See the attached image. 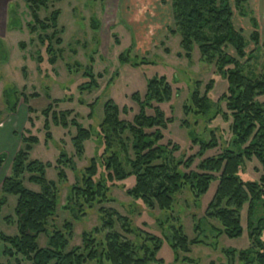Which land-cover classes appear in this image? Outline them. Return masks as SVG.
<instances>
[{"label":"rangeland","instance_id":"374dc122","mask_svg":"<svg viewBox=\"0 0 264 264\" xmlns=\"http://www.w3.org/2000/svg\"><path fill=\"white\" fill-rule=\"evenodd\" d=\"M11 1L9 10L17 13L22 30L4 32V20H0L1 32L5 33L2 35L0 32V66L4 65L5 61L9 65L6 69L0 68V123L11 117L5 106L4 90L10 86L15 87L19 97V112L12 115L14 120L11 125L16 130L15 137L21 143L20 149L23 147L21 136L38 138L39 143L30 152L31 162L51 163L52 168L46 170V180L54 182L57 186L58 206L54 220L49 222V229H62L65 221L73 224L67 251L82 247L84 234L101 227V215L98 210L105 208L113 209L128 219V227L134 232L127 238L138 246L144 243V238L141 240L142 235L137 234L138 232H146L150 237L161 239L158 257L164 264H240L239 253L251 247L247 233L248 207L245 206L241 211V238L217 236L216 231L221 228V224L207 218L208 207L218 186L217 180L211 183L207 193L200 198L188 188L184 189L175 197L173 209L169 212L161 211L157 207L150 209L142 201L128 196L127 190L135 186L134 177L118 184L107 182L109 192L106 197L108 196L107 199L112 200L111 202L85 209L86 216L82 219L77 220L69 213L68 199L71 189L81 182V175L91 161L96 159L98 165L96 180L101 177L103 179L108 174L104 166L108 155L103 154V137L100 132L105 103L113 101L121 111L125 109L120 119L132 122L139 113V106L132 96L138 94L144 99L149 81L155 78H166L173 91L172 100L160 106L166 120L173 121L161 131L164 135L161 144H170L169 151L177 147V150L172 152L176 163L187 161L200 149V144H192L190 133L200 141L208 143L214 140L217 144L206 153L205 158L216 157L227 149L238 152L231 130L232 119L226 101L222 100V96L227 92L228 82L219 73L215 63L209 64L201 57L197 46L194 47L189 60L184 58L180 36L171 37L169 34V29L173 28L171 0H115L113 6H110V0H61L52 4L48 12H40V17L45 19L53 11L60 10L58 30L63 28L65 33L61 36L63 44L60 47L55 45V40L52 43L55 55L58 53L55 65H50V56L38 40L39 36L44 39L51 36L53 31L31 35L26 27L31 18L24 3L20 0ZM245 9L247 18H242L234 10L233 24L248 44L247 54L255 53L254 60L248 65V71L258 74L264 65V0H248ZM93 18L100 23L97 32L92 28ZM251 20L258 24V47L250 40L254 32ZM21 43L26 45L25 50H20ZM225 52L242 65L245 64L246 60H240L231 48ZM22 54L26 60L23 68L27 76L25 82L24 73L17 68ZM121 55H124V58L127 56L128 60L123 61ZM39 56L42 57V64L37 61ZM89 68H92L99 88L82 94L79 88L91 80L84 76ZM211 81H214L212 90L207 94L210 108L204 115L193 104L192 96L198 92L199 97L203 98ZM34 94L38 97L33 98ZM23 95L28 98V105L22 102ZM54 101H61L58 106L53 107L56 113L73 111L70 113V120L75 117L81 126L93 132L92 139L84 143V152L80 157L77 156L72 143L77 134L75 127L62 128L54 125V112L50 111L49 129H45L46 118L42 113ZM260 101L263 102L264 98ZM29 108L32 109L31 114ZM147 114L154 115L152 111H147ZM48 133L51 134V139H48ZM62 155L66 156L65 163L71 161L61 167L66 175L63 181L55 168L56 163L62 160ZM129 156L133 158L131 151ZM14 158H11L12 161L7 158L6 164L0 168V199L3 196L2 181L11 175ZM199 162L196 158L192 171H197ZM183 167L181 170L185 172L187 169ZM260 171L259 163L253 160L244 165L239 176L245 182H258L262 175ZM29 177V174H25L24 187L39 193L40 187L29 183ZM6 200V204L0 209V236L13 238L19 234L16 222L8 224L5 219L13 217L16 221L18 198L7 195ZM260 215H264L262 207ZM180 227L190 241L198 239L206 243L193 246L191 253L187 255L179 254L180 261L186 257L193 263L177 262L170 247L174 230ZM115 230L122 232L120 223L116 220ZM101 233L99 232L100 236L92 233L98 243L104 240V234L107 232ZM38 243L41 248H45L47 237L41 235ZM4 248L5 244L0 241V250L3 251ZM230 250L235 251L232 263L226 255V251ZM0 264H16V261L1 255ZM20 264L30 263L25 261Z\"/></svg>","mask_w":264,"mask_h":264},{"label":"trees","instance_id":"16d2710c","mask_svg":"<svg viewBox=\"0 0 264 264\" xmlns=\"http://www.w3.org/2000/svg\"><path fill=\"white\" fill-rule=\"evenodd\" d=\"M20 1L24 3L31 18L26 26L31 35L53 31L51 36L45 39L39 36L38 40L50 56V65H55L58 53L55 55L52 43L55 40V45L60 47L63 44L61 36L65 33L63 28L58 30L60 10L53 11L45 19H41L40 12H48L52 4L61 0ZM247 2L248 0H171L173 28L169 29L171 37L180 36L184 58L189 60L194 47L197 46L201 57L209 64L215 63L219 73L227 80L228 89L222 100L226 101L232 119L231 130L238 152L227 149L216 157L205 158L206 153L217 144L214 140L208 143L200 141L190 133L192 144H200V149L187 161L176 163L172 152L176 151L177 147L169 151L170 144H161L164 139L161 131L173 121L166 120L160 106L172 100L173 91L166 78H155L149 81L144 99L138 94L132 96L139 106V113L132 122L120 119L125 109L121 111L113 101L105 103L100 132L103 137V154L108 155L104 165L108 174L103 179L101 177L100 180H96L98 175L96 159H93L82 173L79 180L81 182L71 189L68 199L69 213L75 219L85 218L86 210L112 201L106 197L109 192L107 182L118 184L134 177L135 186L128 189L126 194L134 200L142 201L150 209L157 207L161 211L169 212L173 209L175 197L184 189L188 188L200 198L207 193L211 183L217 180L216 193L207 210V218L221 224V228L216 231L217 236L241 238L243 235L241 211L247 206V233L251 247L239 253V263L264 264V215L259 216L261 207L264 212V101H260L264 98V65L258 74L248 71V65L254 60L255 53L247 54L248 44L233 24L234 10L242 18L248 17L245 9ZM251 25L254 32L250 40L258 47L260 46L258 24L251 20ZM92 28L96 32L100 29V23L96 18L92 19ZM8 30H22L17 13L10 10ZM25 46L21 43L20 50H25ZM229 48L240 60L245 59V64L242 65L227 55L225 51ZM120 58H124V55ZM124 60H128L127 56ZM37 61L42 64V57L39 56ZM88 70L84 76L91 80L79 88L82 94L99 88L92 68ZM98 77L102 78L101 75ZM213 82L206 87L207 93L203 98L199 97L198 92L192 96L193 104L204 115L210 108L207 94L212 90ZM32 97L37 98L38 95L34 94ZM3 98L9 115L16 114L19 97L15 87H7ZM21 100L25 105L29 104L26 96L23 95ZM60 103L61 101H54L43 111L42 115L46 118L45 129L47 131L49 129L50 111L54 112L52 116L54 125L62 128L75 127L77 134L72 143L77 156L80 157L84 152V143L92 139L93 132L81 126L75 117L70 120L69 116L73 111L56 113L54 108ZM147 111H152L154 115H148ZM29 112L32 113L31 108ZM50 135L48 133V139H51ZM21 140L23 147L12 162L11 175L3 181L1 192L3 196L0 199L1 209L6 204L7 195L18 198L16 221L13 217L6 218L5 221L8 224L16 222L19 234L13 238L0 236V241L5 244L4 250H0V256L14 259L16 264L25 261L30 264H164L158 257L161 239L150 237L146 232H138L137 234L142 235L141 240L144 238V243L141 246L133 243L127 238L134 232L128 227L130 225L128 219L113 209L98 210L102 225L93 232L95 234L107 232L102 242L96 241L92 231L87 232L83 236L82 247L67 251L73 224L65 221L62 229H49V222L54 220L58 206L57 186L54 182L46 180V170L52 168L51 163L30 161V152L39 143L38 138L21 136ZM130 151L133 158L129 156ZM61 157L62 160L56 163L55 168L59 171L60 180L63 181L66 175L61 167L71 161L65 163L66 156ZM196 158L200 162L197 171H192ZM6 160L7 156L1 154L0 168L5 165ZM253 160L261 167V178L258 182H245L240 178V172L247 162ZM181 167L187 170L183 172ZM25 174L30 175L29 183L40 187L39 193L24 187ZM115 220L120 223L121 233L115 230ZM41 235L47 237L45 248H41L38 243ZM200 244L206 245L198 239L190 241L181 227L174 230L173 239L170 240L176 261L184 263L193 261L186 257L180 261L179 254L187 255L191 253L193 246ZM234 252L226 251L231 263Z\"/></svg>","mask_w":264,"mask_h":264},{"label":"crops","instance_id":"0c3cea01","mask_svg":"<svg viewBox=\"0 0 264 264\" xmlns=\"http://www.w3.org/2000/svg\"><path fill=\"white\" fill-rule=\"evenodd\" d=\"M11 2H12L11 0H0V20H2V19L4 20V27H5L4 32H7V31L11 32L8 30L9 7H10ZM111 5L113 6V4H111ZM0 28H1V25H0ZM0 32H1V29H0ZM4 32H1V34L3 35ZM7 63L8 62L5 61L3 63L5 66L2 65V66H0V68H2V67H4V69H6V67L8 68L9 65H7ZM25 63H26V60L24 59L23 54H22L21 61H19V63L17 64L18 65L17 68H19L24 73V82L27 80L26 72L23 70V68H25V66H24ZM18 112H19V110L17 111L16 114H18ZM9 117L10 118H8L6 121H3L0 123V155L5 154L7 156V158L13 159L15 157V155L17 154V152L19 151V149L21 147V143L19 142L17 137H15L16 130L11 125L13 120H14V119H12V118H14V116L9 115ZM12 159H11V161H12Z\"/></svg>","mask_w":264,"mask_h":264},{"label":"bare ground","instance_id":"6f19581e","mask_svg":"<svg viewBox=\"0 0 264 264\" xmlns=\"http://www.w3.org/2000/svg\"><path fill=\"white\" fill-rule=\"evenodd\" d=\"M114 1H115V0H110L111 4H113V5H114ZM111 4H110V5H111Z\"/></svg>","mask_w":264,"mask_h":264}]
</instances>
